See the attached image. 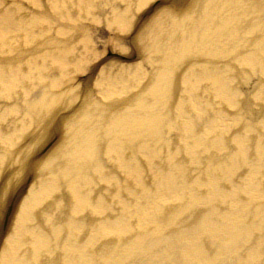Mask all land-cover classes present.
Returning a JSON list of instances; mask_svg holds the SVG:
<instances>
[{
	"label": "bare ground",
	"instance_id": "6f19581e",
	"mask_svg": "<svg viewBox=\"0 0 264 264\" xmlns=\"http://www.w3.org/2000/svg\"><path fill=\"white\" fill-rule=\"evenodd\" d=\"M0 264H264V0H0Z\"/></svg>",
	"mask_w": 264,
	"mask_h": 264
},
{
	"label": "rangeland",
	"instance_id": "374dc122",
	"mask_svg": "<svg viewBox=\"0 0 264 264\" xmlns=\"http://www.w3.org/2000/svg\"><path fill=\"white\" fill-rule=\"evenodd\" d=\"M99 41L101 43L106 42L107 41V38L105 37V35H101V36H99ZM98 52H103V54H104V49L99 48Z\"/></svg>",
	"mask_w": 264,
	"mask_h": 264
}]
</instances>
